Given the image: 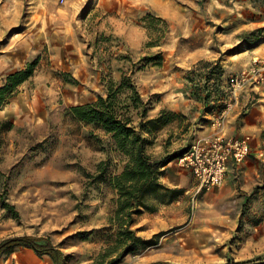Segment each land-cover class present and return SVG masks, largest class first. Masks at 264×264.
<instances>
[{
  "label": "rangeland",
  "instance_id": "374dc122",
  "mask_svg": "<svg viewBox=\"0 0 264 264\" xmlns=\"http://www.w3.org/2000/svg\"><path fill=\"white\" fill-rule=\"evenodd\" d=\"M158 37L160 46H147ZM159 53L161 66L133 78L146 119L162 110L178 115L144 136L153 158H173L161 181L181 194L166 203L149 198L150 210L131 226L153 245L102 264L264 261V88L247 85L225 116V132L249 135L252 149L245 162L228 164L222 186L197 193L178 163L212 133L230 102L229 80L264 59V0H0V85L39 58L0 111V241L44 237L66 264L99 263L115 238L117 193L96 180L98 167L119 173L127 160L111 135L69 108L105 97L104 78L120 81Z\"/></svg>",
  "mask_w": 264,
  "mask_h": 264
},
{
  "label": "trees",
  "instance_id": "16d2710c",
  "mask_svg": "<svg viewBox=\"0 0 264 264\" xmlns=\"http://www.w3.org/2000/svg\"><path fill=\"white\" fill-rule=\"evenodd\" d=\"M160 38L148 42L147 46H160ZM162 61V54L159 53L134 64L137 68H134L131 73H123L120 81L104 78L107 87L105 97L99 96L91 103L69 108L73 118L85 124L99 126L111 135L116 151L127 160L123 170L119 173H110L105 162L98 167L96 180L108 182L117 193L112 218L116 229L115 238L112 244L103 250L98 264L108 259L110 263H113L119 257L135 255L141 248L153 245L151 240L137 236L135 231L131 230V226L135 224L136 217L143 210H150L147 202L149 198L154 197L166 203L181 194V191L169 188L161 181L165 174V166L173 158L165 160L153 158L147 149L151 141L144 136V134H152L173 123L178 115L172 111L162 110L156 117L146 119L147 109L133 78L135 72L143 70L149 64L161 66ZM38 65L39 58L6 76L0 85V111L17 93L19 87L34 76ZM134 111H137V116L142 119L139 126L134 123ZM4 125H6L5 122L2 123V126ZM5 207L10 209L15 217H18L13 206L5 203ZM18 248H30L40 256L47 255L54 264H66L68 259L61 249L49 239L31 235L14 236L0 241V258L2 255L9 256ZM237 264H264V261Z\"/></svg>",
  "mask_w": 264,
  "mask_h": 264
},
{
  "label": "built area",
  "instance_id": "2783aa9c",
  "mask_svg": "<svg viewBox=\"0 0 264 264\" xmlns=\"http://www.w3.org/2000/svg\"><path fill=\"white\" fill-rule=\"evenodd\" d=\"M64 3L65 0H59ZM259 91L264 88V59L256 57L252 64L229 80L230 102L223 114L214 118L212 133L195 142L178 158L181 167L187 170L196 181V191L201 193L222 186L228 164L245 162L252 149L249 135L242 137L225 132V116L238 103L239 93L247 86Z\"/></svg>",
  "mask_w": 264,
  "mask_h": 264
},
{
  "label": "crops",
  "instance_id": "0c3cea01",
  "mask_svg": "<svg viewBox=\"0 0 264 264\" xmlns=\"http://www.w3.org/2000/svg\"><path fill=\"white\" fill-rule=\"evenodd\" d=\"M0 264H54V262L47 255L40 256L30 248H20L9 256L1 259Z\"/></svg>",
  "mask_w": 264,
  "mask_h": 264
}]
</instances>
